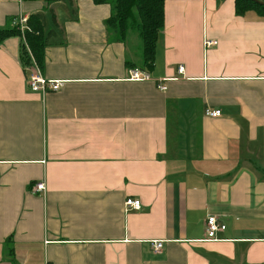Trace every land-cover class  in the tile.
<instances>
[{"label":"crops","instance_id":"0c3cea01","mask_svg":"<svg viewBox=\"0 0 264 264\" xmlns=\"http://www.w3.org/2000/svg\"><path fill=\"white\" fill-rule=\"evenodd\" d=\"M164 13L147 71L131 33L110 35L109 4L0 0V29L44 15L39 70L63 82L31 92L21 37L0 45V264H264V13L239 16L235 0ZM210 216L226 226L213 240Z\"/></svg>","mask_w":264,"mask_h":264},{"label":"trees","instance_id":"16d2710c","mask_svg":"<svg viewBox=\"0 0 264 264\" xmlns=\"http://www.w3.org/2000/svg\"><path fill=\"white\" fill-rule=\"evenodd\" d=\"M55 2L58 0H49ZM96 5L109 4L111 16L106 21V27L117 41H125L129 33L136 32L143 43V64L149 71L154 67L155 51L161 41L165 26L164 7L167 0H93ZM236 14L244 15L256 10L264 13V7L254 0H235ZM29 30L22 38L16 28L0 29V45L11 37H21V61L24 67H29L31 60L25 48L24 39L39 68L43 67L45 49L48 46V36L45 35V17L37 14L29 20Z\"/></svg>","mask_w":264,"mask_h":264},{"label":"built area","instance_id":"2783aa9c","mask_svg":"<svg viewBox=\"0 0 264 264\" xmlns=\"http://www.w3.org/2000/svg\"><path fill=\"white\" fill-rule=\"evenodd\" d=\"M12 27L16 28L22 38L25 37V32L29 30V18L27 16H18L12 20ZM25 47L27 49V52L29 54L31 64L28 67L29 68V74L27 77V84L28 88L31 92L33 93H40L41 95L45 96L46 94L50 92H57L61 89L63 82L61 81H56V80H49L45 78L41 71L39 70V67L24 39ZM206 46L207 48L213 47L217 45L216 41L209 40L206 41ZM33 69V70H32ZM179 72H183V67L179 68ZM131 79L138 81V80H147L148 76H144L142 72L139 69H134L131 71ZM159 89L164 91L166 90V87L164 85H160ZM206 116L212 117V118H218L221 116L220 111H211V110H206L205 112ZM45 190V187L43 184L37 185L36 189L34 190L36 193H40ZM126 209L128 211L134 210V211H139L141 209V201L128 198L125 202ZM226 229V226L222 224L218 218L215 216H210L207 221H206V231H207V237L209 240H213L216 237V234L219 231H224ZM163 242L162 241H154L151 242V246L153 249V252L155 253H160L161 250L163 249Z\"/></svg>","mask_w":264,"mask_h":264},{"label":"rangeland","instance_id":"374dc122","mask_svg":"<svg viewBox=\"0 0 264 264\" xmlns=\"http://www.w3.org/2000/svg\"><path fill=\"white\" fill-rule=\"evenodd\" d=\"M260 2H264V0H256ZM132 35L129 37V54L130 58L134 60V57H136V61L139 60L140 63H143V43L141 38L136 32L131 33ZM135 61V60H134Z\"/></svg>","mask_w":264,"mask_h":264},{"label":"water","instance_id":"95a60500","mask_svg":"<svg viewBox=\"0 0 264 264\" xmlns=\"http://www.w3.org/2000/svg\"><path fill=\"white\" fill-rule=\"evenodd\" d=\"M256 3H258L259 5L263 6L264 7V2H260V1H256L254 0Z\"/></svg>","mask_w":264,"mask_h":264}]
</instances>
